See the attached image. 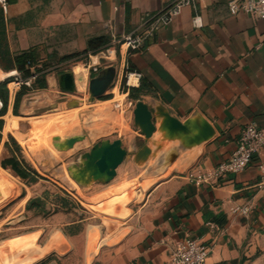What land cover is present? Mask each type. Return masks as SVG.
Instances as JSON below:
<instances>
[{
	"label": "crops",
	"instance_id": "obj_1",
	"mask_svg": "<svg viewBox=\"0 0 264 264\" xmlns=\"http://www.w3.org/2000/svg\"><path fill=\"white\" fill-rule=\"evenodd\" d=\"M170 1L8 0L0 6V35L10 52L32 58L27 79L47 74L51 86V60L101 55L109 46L115 47L107 53H114L118 40L132 33L145 14ZM229 1L199 0L140 52L119 47L121 66L142 74L134 90L152 119L199 122L193 131L202 139L175 159L170 174L130 209L103 239L113 242L103 243L89 264H162L174 244L187 238L211 247L206 264H264V189L258 186L257 167L264 163V148L246 169L214 186L187 179L192 169L210 170L228 161L247 124L264 128V22L231 15ZM196 15L202 17L200 29L193 27ZM6 106V115L13 114L11 102ZM246 205L248 214L233 213Z\"/></svg>",
	"mask_w": 264,
	"mask_h": 264
},
{
	"label": "rangeland",
	"instance_id": "obj_2",
	"mask_svg": "<svg viewBox=\"0 0 264 264\" xmlns=\"http://www.w3.org/2000/svg\"><path fill=\"white\" fill-rule=\"evenodd\" d=\"M112 47L101 55L51 60V86L44 89L47 74L27 85L18 54H0V264H88L91 237L96 235L93 251L113 242L103 239L170 174L175 159L199 143L186 129L188 120L147 124L141 118L142 101L126 85L130 70L121 66L120 45L107 53ZM78 68L87 70L85 84L76 80ZM63 75L71 89L59 86ZM95 85L103 92L95 94ZM9 102L14 111L6 115ZM115 141L129 155L95 152ZM5 158L17 160L25 179L2 166ZM101 160L109 163L107 173Z\"/></svg>",
	"mask_w": 264,
	"mask_h": 264
},
{
	"label": "built area",
	"instance_id": "obj_3",
	"mask_svg": "<svg viewBox=\"0 0 264 264\" xmlns=\"http://www.w3.org/2000/svg\"><path fill=\"white\" fill-rule=\"evenodd\" d=\"M198 2L199 0H171L162 9L145 14L132 33L123 35L118 40L120 49L123 50L125 47L127 53L144 50L146 42L153 38L161 28L171 25L186 8H196ZM7 4L8 0H0L2 8ZM227 7L233 16L247 14L264 22V0H230ZM192 23L195 29L203 27L201 16H194ZM131 76L135 78L137 85L129 83ZM33 79L34 77L30 78L26 84L30 85ZM141 79L140 72L130 70L126 83L129 90L138 88ZM263 148L264 128H259L253 122L249 123L244 126L240 137L236 140L235 149L228 161L222 162L210 170L192 169L187 173V179L196 186H214L220 179L246 169L254 162L255 157L260 154ZM257 167L260 174L258 186L264 189V163H258ZM250 209L248 205L236 207L233 208V213L246 215ZM211 250L210 246L200 240L187 238L174 244L168 258L162 264H206Z\"/></svg>",
	"mask_w": 264,
	"mask_h": 264
},
{
	"label": "water",
	"instance_id": "obj_4",
	"mask_svg": "<svg viewBox=\"0 0 264 264\" xmlns=\"http://www.w3.org/2000/svg\"><path fill=\"white\" fill-rule=\"evenodd\" d=\"M72 85L73 86V82L70 79L69 76H62V78L60 79V87L63 89H71L69 86ZM93 90L95 92V94H100L101 92H103V87L100 85H95L93 87ZM137 110L139 111L141 118H143V120L147 123V124H151L152 121V116L151 113L149 112L148 108L146 105H144L143 103L139 104L137 106ZM165 119H169L170 123H174L176 121H174L172 118H170L169 116H166ZM199 122H195L194 125H191L190 122L187 123V128L193 132V128L198 129L199 128ZM182 129H184V127L181 126ZM176 130H178L177 128H175ZM196 140H198V142L201 141L202 138L199 137V135H196ZM197 142V143H198ZM122 142L121 141H115L112 145H107V146H103L101 149L95 150V152L99 153L102 152L104 155L106 156H122L125 157L126 155V151L124 149H122L121 147ZM94 152V150H93ZM141 154L137 157H142V155L145 154V150H141L140 151ZM100 166L103 168V172L107 173V171H109V163H107V161L105 160H101L100 161Z\"/></svg>",
	"mask_w": 264,
	"mask_h": 264
},
{
	"label": "trees",
	"instance_id": "obj_5",
	"mask_svg": "<svg viewBox=\"0 0 264 264\" xmlns=\"http://www.w3.org/2000/svg\"><path fill=\"white\" fill-rule=\"evenodd\" d=\"M1 15H2V9H0V16H1ZM0 20H1V17H0ZM3 43H6V40H5V37H4L3 34H2V35H0V54H1V53H5V52H9V49H8V47H7V43H6L5 45H3ZM16 60H17V61H16V65H17V64L20 65L21 68H24V67H25V70L27 71V72H26V78H28V77L30 76V71L27 69V64H28V62H31L32 58H31L30 56L26 55V54H19V55L17 56V59H16ZM40 71H41V70H40ZM40 71H39V72H40ZM42 79H44V80L42 81V83H43L44 85L41 86V89H44V88L47 87L46 77L43 76ZM44 81H45V82H44ZM134 92H136V89L134 90ZM0 97H1V95H0ZM3 107L5 108L6 106L4 105ZM0 113H1V111H0ZM4 163H7V164L4 165ZM16 164H17V160H16L15 158H11V159L7 160V162H3V163H2V166L5 167V168H9V167H11L12 170H13V171H14L19 177H21L22 179H25L26 176H25L24 174H22V173L16 168ZM27 208H28V207H27Z\"/></svg>",
	"mask_w": 264,
	"mask_h": 264
},
{
	"label": "bare ground",
	"instance_id": "obj_6",
	"mask_svg": "<svg viewBox=\"0 0 264 264\" xmlns=\"http://www.w3.org/2000/svg\"><path fill=\"white\" fill-rule=\"evenodd\" d=\"M107 56V55H106ZM77 68V67H76ZM84 68V67H83ZM75 73H76V80L78 81V82H82L83 84H85L86 83V80H87V70H85V69H82V68H78V69H75ZM129 83L131 84V85H137V81L135 80V78L133 77V76H131L130 77V80H129ZM16 85H17V83H16ZM80 88V87H79ZM81 91V90H80ZM1 105V104H0ZM146 183V182H145ZM141 184V183H140ZM147 184V183H146ZM141 185H145L144 183L143 184H141ZM149 184H147V186L146 187H149L148 186ZM138 187V186H137ZM141 188V187H140ZM143 194V193H142ZM8 196V195H7ZM5 199V198H4ZM2 200V199H1ZM102 239V238H101ZM95 240H96V235H93L92 237H91V243H90V245H89V252H88V255H87V262H88V264L92 261V259H93V256L91 255V254H93V255H95L96 253H97V251H93L94 250V245H95ZM53 248V247H52ZM47 250V249H46ZM93 252V253H92Z\"/></svg>",
	"mask_w": 264,
	"mask_h": 264
}]
</instances>
